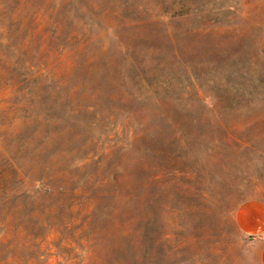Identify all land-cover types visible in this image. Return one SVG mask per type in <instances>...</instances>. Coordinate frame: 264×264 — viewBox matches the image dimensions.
Returning a JSON list of instances; mask_svg holds the SVG:
<instances>
[{"label": "rangeland", "instance_id": "rangeland-1", "mask_svg": "<svg viewBox=\"0 0 264 264\" xmlns=\"http://www.w3.org/2000/svg\"><path fill=\"white\" fill-rule=\"evenodd\" d=\"M250 201L264 0H0V264H259Z\"/></svg>", "mask_w": 264, "mask_h": 264}, {"label": "crops", "instance_id": "crops-1", "mask_svg": "<svg viewBox=\"0 0 264 264\" xmlns=\"http://www.w3.org/2000/svg\"><path fill=\"white\" fill-rule=\"evenodd\" d=\"M236 221L246 234L260 233L256 241L259 264H264V203L250 201L236 213Z\"/></svg>", "mask_w": 264, "mask_h": 264}, {"label": "trees", "instance_id": "trees-1", "mask_svg": "<svg viewBox=\"0 0 264 264\" xmlns=\"http://www.w3.org/2000/svg\"><path fill=\"white\" fill-rule=\"evenodd\" d=\"M89 69H90V67H89ZM90 107H92V105L89 103L83 104V108H85V109H89ZM81 147L83 148L84 145H82Z\"/></svg>", "mask_w": 264, "mask_h": 264}]
</instances>
